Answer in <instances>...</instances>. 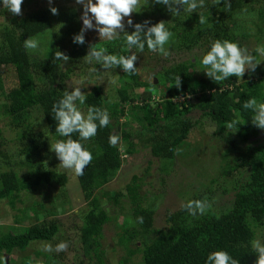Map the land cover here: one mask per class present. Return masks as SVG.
I'll return each instance as SVG.
<instances>
[{"label":"trees","instance_id":"16d2710c","mask_svg":"<svg viewBox=\"0 0 264 264\" xmlns=\"http://www.w3.org/2000/svg\"><path fill=\"white\" fill-rule=\"evenodd\" d=\"M230 3L231 8L228 9L223 3L213 6L212 0H205V7L198 8L193 13H188L177 5L179 13L171 14L162 4H155L153 0H148L147 3L141 0L143 8L133 13L131 19L136 24L143 23L142 18L148 17L151 25L155 22L150 17L159 15L162 21L166 20L165 27L173 33L170 40L172 44L188 51L193 48L203 49L206 54L214 40L236 43L234 30L239 14L255 13L257 21L253 22V28L258 36L263 32L264 0H230ZM50 7L54 6L42 7L27 16L12 18L0 27V69L10 67L15 76V85L8 89H4L0 78V111L8 119L9 127L14 129V138H28L26 131L30 128L33 130L35 126L30 113L37 110L43 132L50 135L51 141L63 139L55 132L56 121L51 108L63 97L64 83L73 69L64 68L62 62L54 61L51 53L40 56L23 46L25 39L43 37L48 33H51L54 41H60L68 34L70 36L76 13L58 10V15H53L49 11ZM200 15L205 17L203 24L199 23ZM54 22L59 26L62 24L66 30L56 31L59 26L54 25ZM133 30L125 21V31L131 33ZM90 45L109 49L107 53L113 55H119L120 51L123 53L127 49L123 33L111 41L99 40L98 36L89 38L87 49ZM64 54L70 57V52L66 51ZM196 58L164 68L162 77L166 92H161L160 100L153 108L148 107L147 103L152 97L150 85L153 81L148 86L144 84L141 94L132 92V96L126 90L116 88L114 99L110 102L102 96L101 88L94 85L85 93L87 99L83 105L77 101L78 109L85 115L89 106H95L106 109L110 116L107 127L99 128L96 136L90 140L81 141L84 148L92 153L93 159L82 176L75 175L86 204L79 242L87 264H106L101 237L103 225L109 217L95 191L115 177L122 165V155H132L140 147L146 148L153 158L171 163L176 150L185 142L189 132L194 127L201 126L204 119L215 124L219 134L225 131L228 122L238 121L240 125L236 132L243 142L249 136H256L258 132L264 133V130L251 123L253 112L242 107L250 98L264 103V59L261 61L259 78L243 76L242 82L237 85L238 77L235 76L218 83L208 77H195L197 64L201 63ZM177 76L181 81L179 87L175 85ZM179 95L192 96L190 100L177 102L174 98ZM193 111H197V116L192 119L190 114ZM126 112H132L130 116L133 118L122 123L118 132L111 120L118 124L117 119ZM133 120L137 123L136 126L133 125ZM113 131L119 134L120 141L124 143L123 149L119 144L117 147L110 146L109 136ZM73 138L77 139L78 136L73 134ZM35 142L37 141L33 138L32 143ZM259 143L245 148L249 155L239 166L248 170V175L246 180L240 181L242 183L239 182L238 187L233 189L230 207L210 215L199 211L193 213L187 207L188 204L183 205L165 215L166 228H153V203L143 201V197L139 195L140 178L133 175L125 189L131 201L132 212L131 223L120 237V244L126 250V258L120 264H127V258L136 253H140L142 264H205L208 254L218 250L226 251L239 260V264H254L256 254L251 247V242L255 240L254 226L264 224V143ZM4 145L1 140L0 201H6L12 209H16V203L21 202L22 193H39L51 183H58L62 187L66 185L67 175L64 171L45 168L43 163L33 164L26 153L28 148H23L14 157L5 150ZM13 165L19 169L13 170ZM26 168L34 170L25 174L22 171ZM162 171L166 172L165 168ZM229 173L230 171H223V174ZM112 196L110 198L119 203V195ZM194 201L201 199L194 197L191 202ZM42 209L46 214V209ZM19 221L17 217L16 224ZM59 228L58 219H47L44 216L41 221L24 227L22 231L0 232V264H10V259L3 257V254L7 256L14 250L24 251L32 242H49L60 231ZM137 242L139 246L136 245ZM261 242L264 243V235ZM130 244L133 247H129ZM44 256L46 264H58L54 253Z\"/></svg>","mask_w":264,"mask_h":264},{"label":"rangeland","instance_id":"374dc122","mask_svg":"<svg viewBox=\"0 0 264 264\" xmlns=\"http://www.w3.org/2000/svg\"><path fill=\"white\" fill-rule=\"evenodd\" d=\"M47 6H54L60 12L76 13L75 21L72 24L73 30L70 36L68 34L66 38L60 41H54L51 33L43 37L33 38L39 41V47L35 51H29L40 56H44V53L54 55L57 50L63 53L70 52V59L63 64L64 68L71 67L73 69L70 77L64 83L65 91L70 92L73 87L78 86L79 82H82L79 86L82 87L81 91L84 93L97 85L101 88L104 99L110 102L114 99L116 88L126 90L132 96V92L141 94L144 84L146 83L148 86L153 81L150 85L152 97L147 101L148 107L153 108L159 102L161 92H163L160 86L165 87V80L162 77L164 68L195 57L202 60V56L205 54L203 49L183 50V48H178L169 41L165 45V48L169 51L167 58L149 51L147 47L143 52L132 49L131 51L138 56L134 75L124 73L120 68L105 71L95 62L87 63L84 58L88 52V39L98 36L95 30H89L85 33V43L83 45L73 43L74 35L78 34L82 27L80 14L83 11L82 7L75 3V0H52L51 4L48 0H23L22 15L20 16L10 14L1 4L0 27L12 18L27 16ZM151 17L150 19L155 23L162 21V17L159 15ZM238 17L234 30L236 43L241 48H246L251 55L256 57L258 62L255 71H246L244 77L256 79L259 78L261 61L264 59V55H260L256 51L258 48H264V24H262V34L258 36L253 28V22L257 21L255 13H242ZM142 20L149 22L148 17H143ZM56 24L57 22H54V25ZM65 30L61 24L56 31ZM62 37L64 36L62 35ZM64 46L66 50L63 49ZM121 54L129 55L130 52L126 49L123 53L120 51L119 55ZM93 67H96L97 71H92ZM203 71L205 69L199 62L194 72L195 77H207ZM0 78L4 89L15 85V76L10 67H1ZM242 80L243 77H238L236 84L239 85ZM1 99L0 97V101ZM196 112L193 111L190 114L192 119L197 116ZM132 114V112L123 113L117 119L118 124L113 119L111 123L119 132L122 123L133 118L130 116ZM30 117H32L30 119L33 120L35 126L33 130L30 128L26 131L28 138L21 139L22 136L14 138V135H16L14 129L9 127L8 119L0 111V141L2 140L5 144V150L16 157L23 148H28L29 151L26 153H28V158L33 164L43 163L45 168L64 171L67 175V183L64 187L58 183H51L39 193H22L20 196L21 202L16 203V209H12L6 201H0V232H6L7 230L22 231L24 227L41 221L44 216L47 219H58L60 231L49 242L36 241L30 243L24 251L14 250L10 255H7V259H10V264H46L44 254L54 253L58 259V264H87L79 242L86 204L82 198L77 178L73 172L59 165L60 161L55 153L50 150V146L55 141L53 139L51 141L50 135L46 131L43 132L39 111H32ZM132 123L134 126L137 125L134 120ZM213 128L216 131H209ZM263 136L264 133L258 132L256 136H249L243 142L237 132L231 133L225 129L222 134H219L216 125L204 119L201 126H196L189 132L185 142L176 150L171 163L153 158L146 148L140 147L134 154L123 156L121 168L115 177L104 187L95 191V195L98 196L109 217V220L103 225L101 237V248L104 252L105 263L120 264L126 258V250L124 245L120 244V237L127 225L131 223L132 205L125 189L133 175L140 178L139 195L143 197V201L148 204L153 203L152 225L155 229L166 228L165 215L189 204L194 197H199L201 202L205 204L204 214H216L231 206L234 196L233 189L237 188L238 184L247 178L248 170L239 166L240 162L247 159L249 155V152L245 151L246 146H255L258 142H260L259 145H263ZM33 138L37 141L35 144L32 143ZM119 147L123 149L124 143L120 141ZM162 168H165L166 172L162 171ZM12 169L17 171L19 168L13 165ZM33 170L34 168H26L22 172L29 174ZM224 170L230 171V173L223 174ZM224 190L226 192H223ZM114 194L119 195V203H115L110 198ZM42 207L46 209V214H44ZM17 217L20 221L16 224L15 219ZM254 233V239L261 241L264 235V224L263 226H254ZM62 241L67 243V249L63 252H46L42 250L45 244H51L55 248ZM136 245L139 246V243L137 242ZM129 247H133V245L130 244ZM3 257H5L4 254ZM127 261V264H142L140 253L127 258Z\"/></svg>","mask_w":264,"mask_h":264},{"label":"clouds","instance_id":"9594fccd","mask_svg":"<svg viewBox=\"0 0 264 264\" xmlns=\"http://www.w3.org/2000/svg\"><path fill=\"white\" fill-rule=\"evenodd\" d=\"M48 2L51 4L52 0H48ZM147 2L148 0H145V3ZM0 3L10 14L22 15L23 0H0ZM75 3L80 5L83 11L80 17L82 27L79 33L74 35L73 43L83 45L85 33L89 30H95L99 40L108 41L119 38L123 33L126 47L130 52L129 55H113L108 54L105 48H95L90 45L84 56L87 63L95 62L105 71L120 68L124 73L134 75L138 56L131 51L133 48L143 52L147 47L149 51L165 58L169 56L165 45L169 43L173 33L165 27L164 21L151 25L148 21L133 24L131 16L133 13L139 12L138 9L143 8L141 0H94V2L93 0H75ZM153 3L166 6L171 14L179 13L177 5L188 13L205 7V0H153ZM221 3L225 8H231L230 0H212L213 6ZM49 11L53 15H58V9L55 7H50ZM125 21L128 26L134 29L131 33L125 31ZM199 23H205L204 16H199ZM23 46L26 50L35 51L39 47V41L27 38L24 40ZM256 51L260 55H264V48H258ZM69 59V56L59 50L54 52L53 60L62 62V65ZM201 64L205 69L203 71L205 75L213 82L218 83L233 76L242 78L246 71L254 72L258 62L255 56L251 55L246 48H241L238 43L217 39L212 42L210 49L202 56ZM92 71H97V68L93 67ZM180 83V78L177 76L175 85L179 87ZM79 84L73 87L70 92L65 91L63 97L51 108L53 119L56 121L55 132L63 139H58L52 144L50 150L60 161L59 165L76 176H82L85 168L93 159L92 153L84 148L81 141L95 137L99 128H105L110 123V116L106 109L89 106L87 115L78 109L77 101L83 105L87 99ZM188 96L190 97L188 98ZM191 96L179 95L175 96L174 100L183 102L190 100ZM242 107L253 112L251 123L256 128L264 130V103H258L256 98H250ZM239 125L238 121L233 120L226 124V129L228 132L235 133L238 131ZM209 131L214 132L216 129L213 128ZM73 134H76L78 138L74 139ZM119 143L120 136L113 131L109 136V144L112 147H117ZM187 207L193 213L205 211V204L201 201L190 202ZM251 247L256 254L254 264H264V243L257 239L251 242ZM66 249L67 243L62 241L55 248L51 244H45L42 250L59 253ZM205 264H239V260L234 259L226 251L218 250L208 254Z\"/></svg>","mask_w":264,"mask_h":264},{"label":"water","instance_id":"95a60500","mask_svg":"<svg viewBox=\"0 0 264 264\" xmlns=\"http://www.w3.org/2000/svg\"><path fill=\"white\" fill-rule=\"evenodd\" d=\"M155 83H156V80H155ZM161 89H163V91L165 92V88H163L162 86H160ZM166 98H168V94L166 93ZM6 259H7V256L5 255Z\"/></svg>","mask_w":264,"mask_h":264},{"label":"built area","instance_id":"2783aa9c","mask_svg":"<svg viewBox=\"0 0 264 264\" xmlns=\"http://www.w3.org/2000/svg\"><path fill=\"white\" fill-rule=\"evenodd\" d=\"M190 96H188V98H189Z\"/></svg>","mask_w":264,"mask_h":264}]
</instances>
